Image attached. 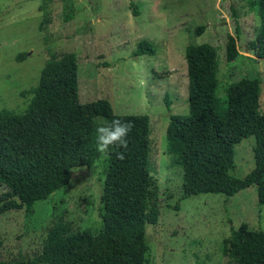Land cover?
<instances>
[{"label":"rangeland","instance_id":"rangeland-1","mask_svg":"<svg viewBox=\"0 0 264 264\" xmlns=\"http://www.w3.org/2000/svg\"><path fill=\"white\" fill-rule=\"evenodd\" d=\"M253 0H0V110L25 111L45 62L74 52L81 102L106 99L116 114H145L151 134V166L159 217L146 226L147 264H233L223 253L230 230L245 223L264 231V204L256 185L231 196L201 193L182 197V168L168 151L171 114L188 113V45L208 42L217 52L215 95L225 106L227 86L241 78L261 82L264 59L247 49L259 24ZM204 25L197 35L194 30ZM236 36L238 56L225 58L227 35ZM152 54L134 55L141 41ZM25 52L18 61L15 56ZM254 137L235 144L230 173L242 178L254 168ZM107 158V157H106ZM106 158L71 169L69 182L30 208L0 215V260L45 264L41 251L50 227L73 230L101 226L100 193Z\"/></svg>","mask_w":264,"mask_h":264},{"label":"trees","instance_id":"trees-1","mask_svg":"<svg viewBox=\"0 0 264 264\" xmlns=\"http://www.w3.org/2000/svg\"><path fill=\"white\" fill-rule=\"evenodd\" d=\"M259 24L247 45L257 59H264V0H253ZM205 26L194 32L199 35ZM141 41L134 55L152 54ZM238 56L236 36L227 35L225 58ZM25 52L15 56L18 61ZM188 113L171 114L166 129L168 151L182 168V197L201 193L231 196L256 185L264 204V113L259 111L261 82L244 77L230 83L226 99L215 95L218 62L215 47L203 42L188 45ZM78 59L74 52L52 55L40 71L36 86L23 90L31 99L22 113L0 110V215L8 210L30 208L46 199L70 179L71 169L91 166L100 156L96 127L114 119L131 121L134 128L127 150L111 146L106 158L100 193L101 226L73 230L69 223L50 227L41 259L45 264H147L149 246L146 226L159 217L151 166V127L145 114H116L110 102H81L78 93ZM253 136L254 168L237 178L234 147ZM124 152L118 159L116 153ZM223 253L233 264H264V231L245 223L224 238ZM0 264H30L28 260Z\"/></svg>","mask_w":264,"mask_h":264},{"label":"clouds","instance_id":"clouds-1","mask_svg":"<svg viewBox=\"0 0 264 264\" xmlns=\"http://www.w3.org/2000/svg\"><path fill=\"white\" fill-rule=\"evenodd\" d=\"M134 128L131 121H124L121 119H114L109 124L99 125L96 127V150L107 157L111 146L127 150L129 146L128 135ZM117 158L123 160L125 158L124 152H117Z\"/></svg>","mask_w":264,"mask_h":264}]
</instances>
